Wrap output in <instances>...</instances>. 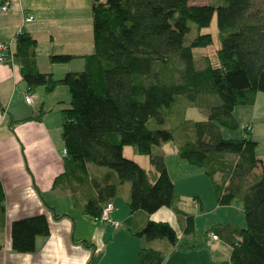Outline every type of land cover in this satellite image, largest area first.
<instances>
[{
    "label": "trees",
    "instance_id": "obj_1",
    "mask_svg": "<svg viewBox=\"0 0 264 264\" xmlns=\"http://www.w3.org/2000/svg\"><path fill=\"white\" fill-rule=\"evenodd\" d=\"M191 1L90 0L93 51L81 56V71L67 72L59 79L38 70L36 41L27 32L16 36L14 59L30 89L43 86L50 92L57 85L68 89L69 104L61 110L64 174L74 177L84 171L86 163L106 168L104 181L94 184L96 195L83 205L84 214L99 215L127 182L131 212L150 214L160 207L171 208L183 217L185 235L193 234L194 217L179 209L180 196L164 157L152 153L153 146L172 141L173 133L151 129L147 122L156 118L161 123L160 110L170 107L176 95L186 96L193 105L203 94L215 95L219 103L209 107L205 120L191 122L194 138L178 145L177 154L203 170L218 205L241 202L244 227L224 222L209 229L230 247V263L264 264V173L254 171L262 166L255 154L257 142L248 128L242 137L225 138L222 131L236 130L234 108L253 105L256 94L264 92V10L251 11L253 0H215L201 5ZM214 15L220 47L213 61L206 56L203 66L197 67L194 48L211 45L213 37L197 33L187 41L189 23L199 32L209 26ZM74 57L52 54L49 62L66 63ZM174 57L181 63L177 76L169 73ZM124 146L149 157L153 179L123 155ZM228 155L234 159L229 161ZM0 213H4L1 183ZM61 216L54 214L55 218ZM129 230L148 241L178 243L175 229L165 221L147 220L141 228ZM48 234L44 214L15 220L10 228L11 248L18 253L33 252L36 238ZM76 242L92 246L86 240ZM163 259L161 251L140 247L136 264H161Z\"/></svg>",
    "mask_w": 264,
    "mask_h": 264
},
{
    "label": "crops",
    "instance_id": "obj_2",
    "mask_svg": "<svg viewBox=\"0 0 264 264\" xmlns=\"http://www.w3.org/2000/svg\"><path fill=\"white\" fill-rule=\"evenodd\" d=\"M4 4L7 8L1 11ZM28 14L33 19L25 22ZM22 32L36 41L34 53L40 72L51 73L59 79L67 72L81 71L84 66L81 56L94 48L90 0H0V42H10L14 53L16 36ZM52 54L75 57L66 63H50ZM28 91L32 94L31 104L24 100ZM69 100L68 89L63 85H57L50 92L43 86L30 89L15 59L0 62V183L4 193V213H0V264H136L140 247L164 253L161 262L164 264L172 256L183 258L182 252H189L195 245H202L208 251L196 264H231L230 247L227 254L218 251L216 242L220 238L213 239L212 243L208 241L209 244L189 239L183 242L184 236L190 235L183 234V217L171 208L160 207L150 214L142 210L131 212L127 206L129 184H122L116 196L108 200L113 204L111 215L119 222L118 227L94 223L91 216L84 214L83 205L88 197L96 195L94 184L104 181L106 169L86 163L84 171L74 177L64 174L61 110L68 106ZM249 107L241 113L250 111V122L237 137L244 136L245 129H249L251 138L257 142L256 157L262 161V166L254 171L264 173V92L257 93ZM34 116L39 117L26 120ZM193 174L205 182L207 176L203 170L191 172L189 176ZM174 187L176 190L175 183ZM195 197L193 204L201 208V196ZM39 214L46 216L49 234L36 238L33 252L13 251L11 223ZM54 214L62 216L55 218ZM147 220L168 222L177 233L178 243H160V248L155 242H164L163 239L146 241L130 232L129 228H141ZM239 221L226 222L243 227ZM80 240L92 246L76 242Z\"/></svg>",
    "mask_w": 264,
    "mask_h": 264
},
{
    "label": "rangeland",
    "instance_id": "obj_3",
    "mask_svg": "<svg viewBox=\"0 0 264 264\" xmlns=\"http://www.w3.org/2000/svg\"><path fill=\"white\" fill-rule=\"evenodd\" d=\"M215 0H193L189 2L190 4H208L214 3ZM253 10H264V0H253L252 9ZM190 31L186 35V40L190 41L197 33H210L213 37V43L206 47L194 48L193 54L196 61V66H203L204 57H209L212 61L214 60V55L216 49L220 47V41L217 38V27L215 15L212 17L208 27L201 28L198 32L196 26L193 23H189ZM181 68V63L174 57L169 64V73L173 76H177L178 71ZM38 87V86H37ZM66 87V86H64ZM67 88V87H66ZM196 105H193L191 101L184 95H176L174 102L170 107H164L160 110L161 117L163 121L159 123L156 118H150L147 125L151 129H169L173 133V140L169 142H163L158 146H153L152 153H160L163 155L165 164L168 168L169 174L175 183L176 190L180 194L179 208L185 212L191 213L194 216V232L190 236H184L185 239L191 240V242H199L206 244L214 242L211 238L213 234L209 229L212 226H216L219 223H224L228 220L239 221L242 226L244 223V214L241 211V202L234 200L231 206H220L217 204L216 193L214 191L213 185L207 177H205V182L197 179L196 175L189 176V173L202 171L201 168L189 164L186 160L181 159L177 154L178 145L182 144L186 140H193V130L191 127L192 121H201L207 118V112L210 106L219 103L218 98L215 95L203 94L199 96L196 101ZM249 106H237L233 111V116L237 121L239 127L234 130H228L222 128L223 136L225 138L237 137L241 135L244 131L243 126L250 122V111L241 113L242 109H250ZM249 130V129H248ZM123 155L137 162L140 166L149 172L150 179H153V167L149 163V157L147 155H140L135 152L132 146L123 147ZM227 159L232 161L234 157L228 155ZM94 165V164H92ZM95 166V165H94ZM98 167V166H95ZM104 168V167H102ZM106 169V168H104ZM217 180L220 178L217 176ZM128 183L126 182V185ZM122 188L120 190V197H122ZM199 194L202 198V207H196L194 199ZM242 220V221H241ZM224 221V222H223ZM148 241V240H146ZM164 242H155L162 248L160 243H168L165 239ZM216 244L219 247L220 254H227L229 248L228 245L221 239H219ZM213 250H211L212 252ZM184 253L183 258H169L164 264H179L180 261L183 264H196V262L202 258L206 257L208 254L207 248H202V245L196 246L189 252ZM164 254V253H163ZM180 255V254H179ZM172 259V260H171ZM176 260V262H175ZM174 261V263H172Z\"/></svg>",
    "mask_w": 264,
    "mask_h": 264
},
{
    "label": "built area",
    "instance_id": "obj_4",
    "mask_svg": "<svg viewBox=\"0 0 264 264\" xmlns=\"http://www.w3.org/2000/svg\"><path fill=\"white\" fill-rule=\"evenodd\" d=\"M7 8V5L4 4L1 7V11H5ZM33 19L32 15L28 14L25 18L24 21L28 22ZM5 60H14V53L11 50V43L10 42H0V62H3ZM24 100L27 104L32 103V94L28 91L24 95ZM63 155H66V150L63 149ZM112 210H113V204L112 203H107L104 205L101 209V212L97 216H91V219L94 223H108L113 227H118L119 222L112 217ZM212 239H217V236L214 234H211Z\"/></svg>",
    "mask_w": 264,
    "mask_h": 264
}]
</instances>
